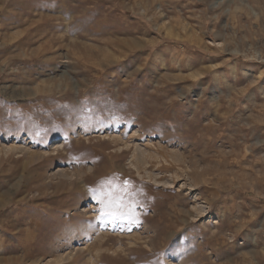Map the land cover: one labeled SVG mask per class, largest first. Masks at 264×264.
<instances>
[{
  "label": "rangeland",
  "instance_id": "rangeland-1",
  "mask_svg": "<svg viewBox=\"0 0 264 264\" xmlns=\"http://www.w3.org/2000/svg\"><path fill=\"white\" fill-rule=\"evenodd\" d=\"M49 263L264 264V0H0V264Z\"/></svg>",
  "mask_w": 264,
  "mask_h": 264
},
{
  "label": "bare ground",
  "instance_id": "bare-ground-1",
  "mask_svg": "<svg viewBox=\"0 0 264 264\" xmlns=\"http://www.w3.org/2000/svg\"><path fill=\"white\" fill-rule=\"evenodd\" d=\"M46 3H47V2H46ZM51 4H52V3H51ZM52 5H53V4H52ZM40 7H41V6H40ZM67 83H68V82H67ZM65 84H66V83H65ZM57 85H58V84H57ZM63 85H64V84H63ZM67 85H68V84H67ZM61 86H62V85H61ZM64 88H65V87H64ZM47 89H48V88H47ZM44 90H45V89H44ZM53 90H54V89H53ZM56 90H57V89H56ZM56 90H55V91H56ZM61 90H62V89H61ZM68 90H69V89H68ZM58 91H59V90H58ZM48 92H49V91H48ZM34 93H35V92H34ZM70 103H71V102H70ZM90 104H91V103H90ZM84 109H85V108H84ZM58 110H59V109H58ZM97 110H98V109H97ZM196 113H197V112H196ZM35 115H36V114H35ZM105 119H106V118H105ZM117 141H118V140H117ZM126 144H127V143H126ZM57 145H58L57 142H55V143L53 144L54 147H55V146L57 147ZM137 146H138V145H137ZM11 147H12V146H11ZM138 147H139V146H138ZM13 148H14V147H13ZM126 148H127V147H126ZM10 149H12V148H10ZM14 150H15V149H14ZM21 151H22V150H21ZM26 151H27V150H26ZM142 151H143V149H142ZM5 152H6V151H5ZM49 152H50V151H49ZM132 152H133V151H132ZM152 153H153V152H152ZM236 153H237V152H236ZM30 154H31V153H30ZM130 155H131V154H130ZM145 155H146V154H145ZM103 156H105V155H103ZM137 156H139V155H137ZM117 157H118V156H117ZM119 157H120V156H119ZM142 160H143V159H142ZM49 161H50V160H49ZM157 161H158V160H157ZM40 162H41V161H40ZM138 162H139V161H138ZM143 162H144V161H143ZM130 163H131V162H130ZM39 165H40V164H39ZM129 165H130V164H129ZM36 166H37V165H36ZM160 167H161V166H160ZM131 168H132V167H131ZM144 168H145V167H144ZM165 169H166V168H165ZM165 169H164V170H165ZM65 175H66V174H65ZM146 175H147V174H146ZM66 176L69 177L68 175H66ZM63 177H64V176H63ZM67 177H66V178H67ZM61 178H62V177H61ZM64 178H65V177H64ZM154 179H155V178H154ZM68 180H69V178H68ZM76 181H77V180H76ZM153 181H154V180H153ZM22 182H23V181H22ZM47 184H48V183H47ZM25 186H26V185H25ZM45 188H46V185H45ZM65 192H66V191H65ZM16 193H17V192H16ZM59 195H60V194H59ZM27 203H28V202H27ZM113 206H114V205H113ZM120 206H121V205H120ZM56 207H57V206H56ZM110 207H111V206H110ZM118 208H119V207H118ZM115 209H116V208H115ZM169 209H170V208H169ZM24 210H25V209H24ZM29 211H30V210H29ZM36 212H37V211H36ZM158 212H159V211H158ZM95 215H96V214H95ZM48 216H49V215H48ZM146 216H147V215H146ZM73 217H74V216H73ZM154 217H155V216H154ZM49 218H50V217H49ZM138 218H139V217H138ZM140 218H141V217H140ZM74 220H75V218H74ZM26 221H28V220H26ZM62 221H63V220H62ZM67 221H68V220H67ZM139 221H140V220H139ZM44 222H45V221H44ZM143 223H144V222H143ZM73 224H74V223H73ZM100 224H101V223H100ZM51 225H52V224H51ZM51 225H50V226H51ZM85 225H86V224H85ZM130 225H131V224H130ZM145 226H146V225H145ZM143 227H144V226H143ZM98 228H99V227H98ZM63 229H64V228H63ZM85 229H86V228H85ZM69 230H71V229H69ZM146 230H147V229H146ZM49 231H50V230H49ZM63 231H64V230H63ZM77 231H78V230H77ZM144 231H145V230H144ZM64 232H65V231H64ZM24 233H25V232H24ZM50 233H51V232H50ZM71 233H72V232H71ZM48 234H49V233H48ZM60 234H61V233H60ZM39 235H40V234H39ZM44 235H45V234H44ZM65 235H66V233H65ZM67 235L69 236V234H67ZM108 235H109V234H108ZM41 236H42V235H41ZM70 236H72V235H70ZM74 236H75V235H74ZM89 236H90V235H89ZM95 236H96V235H95ZM75 237H76V236H75ZM79 237H80V235H79ZM82 237H83V236H82ZM39 238H40V236H39ZM50 238H51V237H50ZM66 238L68 239V237H66V236H62V237H60L59 239L62 240V239H66ZM69 238H70V237H69ZM154 238H155V237H154ZM159 238H160V237H159ZM113 239H114V238H113ZM40 240H41V239H40ZM47 240H48V239H47ZM53 240H54V239H53ZM60 240H59V241H60ZM73 240H74V239H73ZM73 240H72V241H73ZM116 240H117V238H116ZM62 241H63V240H62ZM114 241H115V240H114ZM52 242H53V241H52ZM73 242H74V241H73ZM87 242H88V241H87ZM58 243H59V242H58ZM53 245H54V244H53ZM49 247H50V246H49ZM51 247H52V246H51ZM84 247H85V246H84ZM86 248H87V247H86ZM155 250H156V249H155ZM38 251H40V252H38V253H41V254H42V252H44V253H45V252H48V251H45V250H43V251L38 250ZM52 251H53V250H52ZM52 251H51V252H52ZM128 251H129V250H128ZM87 252H88V251H87ZM44 253H43V254H44ZM62 253H63V252H62ZM92 253H93V252H92ZM112 253H113V252H112ZM143 253H144V252H143ZM94 254H95V253H94ZM126 254H127V253H126ZM145 254H146V253H145ZM67 255H68V254H67ZM67 255H66V256H67ZM27 256H28V255H27ZM132 256H134V255H132ZM154 256H155V255H154ZM159 257H160V256H159ZM50 258H51V257H50ZM69 258H70V257H69ZM69 258H68V259H69ZM157 259H158V258H157ZM34 260H35V261H38V262H41V261H42V257H40V256H38V257H37V256H34ZM57 260H60V258H59V259H56V261H57ZM60 261H61V260H60ZM132 262H133V261H132ZM49 264H51V263H49Z\"/></svg>",
  "mask_w": 264,
  "mask_h": 264
}]
</instances>
